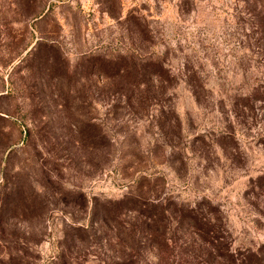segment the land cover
Listing matches in <instances>:
<instances>
[{"label": "rangeland", "instance_id": "rangeland-1", "mask_svg": "<svg viewBox=\"0 0 264 264\" xmlns=\"http://www.w3.org/2000/svg\"><path fill=\"white\" fill-rule=\"evenodd\" d=\"M260 249L264 0H0V264Z\"/></svg>", "mask_w": 264, "mask_h": 264}, {"label": "trees", "instance_id": "trees-1", "mask_svg": "<svg viewBox=\"0 0 264 264\" xmlns=\"http://www.w3.org/2000/svg\"><path fill=\"white\" fill-rule=\"evenodd\" d=\"M193 226H195V228L197 229L198 232H201L202 238H203L202 233L205 235L208 234V232L204 228H201L200 224H198V221L193 220ZM212 236L215 239L216 236H214V235H212ZM258 254L260 256V259L264 262V250L263 249L258 250ZM261 255H263V256H261ZM250 259L251 258L249 256H243V258H240L239 262H240V264H251Z\"/></svg>", "mask_w": 264, "mask_h": 264}]
</instances>
